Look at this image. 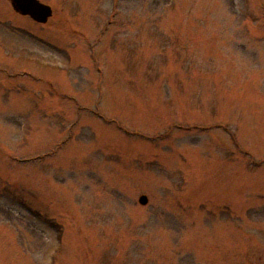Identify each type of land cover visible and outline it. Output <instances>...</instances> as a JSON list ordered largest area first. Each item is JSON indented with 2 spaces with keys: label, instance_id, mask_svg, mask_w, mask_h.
I'll return each mask as SVG.
<instances>
[{
  "label": "rangeland",
  "instance_id": "374dc122",
  "mask_svg": "<svg viewBox=\"0 0 264 264\" xmlns=\"http://www.w3.org/2000/svg\"><path fill=\"white\" fill-rule=\"evenodd\" d=\"M41 1L0 0V264H264V0Z\"/></svg>",
  "mask_w": 264,
  "mask_h": 264
},
{
  "label": "water",
  "instance_id": "95a60500",
  "mask_svg": "<svg viewBox=\"0 0 264 264\" xmlns=\"http://www.w3.org/2000/svg\"><path fill=\"white\" fill-rule=\"evenodd\" d=\"M10 2L16 12L24 16H30L41 24H46L53 16L52 7L42 3L40 0H10ZM139 203L146 206L149 203L148 196H140Z\"/></svg>",
  "mask_w": 264,
  "mask_h": 264
},
{
  "label": "flooded vegetation",
  "instance_id": "af4514ba",
  "mask_svg": "<svg viewBox=\"0 0 264 264\" xmlns=\"http://www.w3.org/2000/svg\"><path fill=\"white\" fill-rule=\"evenodd\" d=\"M15 13H17V12H15ZM18 15H20V16H22L21 14H19V13H17ZM24 17V16H23ZM28 18H30V17H28ZM31 19V18H30Z\"/></svg>",
  "mask_w": 264,
  "mask_h": 264
}]
</instances>
